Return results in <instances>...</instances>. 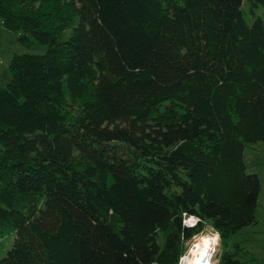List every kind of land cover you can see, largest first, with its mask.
<instances>
[{"label": "trees", "instance_id": "1", "mask_svg": "<svg viewBox=\"0 0 264 264\" xmlns=\"http://www.w3.org/2000/svg\"><path fill=\"white\" fill-rule=\"evenodd\" d=\"M257 9L0 0L4 28L48 46L14 55L0 84V264H177L198 226L185 212L220 231L218 264H248L231 240L259 223Z\"/></svg>", "mask_w": 264, "mask_h": 264}, {"label": "rangeland", "instance_id": "2", "mask_svg": "<svg viewBox=\"0 0 264 264\" xmlns=\"http://www.w3.org/2000/svg\"><path fill=\"white\" fill-rule=\"evenodd\" d=\"M245 8H249L247 2L244 3ZM256 15H264L262 9L256 10ZM249 24L254 22V16L247 15ZM22 32H12L4 28L0 19V84L6 86L11 78L10 64L14 55L34 54L43 55L47 52L48 46L34 42L30 47L23 45L19 41V36ZM83 161V158H79ZM245 163L247 171L250 174H257L261 180L262 190L259 196L258 207V225L242 230L232 240L231 244L242 242L243 247L248 250L249 256H244L243 261H248V264H264V147L263 144L257 145L254 148H247L245 151ZM209 224L199 223L196 228V233L205 229ZM195 234V233H194ZM193 234V235H194ZM191 245L188 244V248ZM188 251V250H187ZM221 254V242L213 256V264L219 262L218 257Z\"/></svg>", "mask_w": 264, "mask_h": 264}, {"label": "clouds", "instance_id": "3", "mask_svg": "<svg viewBox=\"0 0 264 264\" xmlns=\"http://www.w3.org/2000/svg\"><path fill=\"white\" fill-rule=\"evenodd\" d=\"M183 215L185 219L182 220V226L184 227H195L201 223L200 218L194 214L190 215L185 212ZM220 240V231L211 225L207 226L200 232L195 233L190 240L184 241L191 246L187 252L179 256L177 264H213V256L220 244Z\"/></svg>", "mask_w": 264, "mask_h": 264}, {"label": "bare ground", "instance_id": "4", "mask_svg": "<svg viewBox=\"0 0 264 264\" xmlns=\"http://www.w3.org/2000/svg\"><path fill=\"white\" fill-rule=\"evenodd\" d=\"M217 251V250H216Z\"/></svg>", "mask_w": 264, "mask_h": 264}]
</instances>
